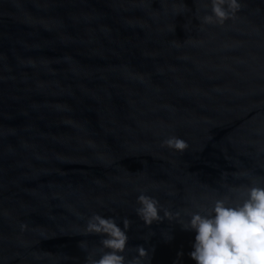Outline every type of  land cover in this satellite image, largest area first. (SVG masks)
I'll return each instance as SVG.
<instances>
[{
	"label": "water",
	"instance_id": "water-1",
	"mask_svg": "<svg viewBox=\"0 0 264 264\" xmlns=\"http://www.w3.org/2000/svg\"><path fill=\"white\" fill-rule=\"evenodd\" d=\"M240 2L218 25L209 0H0V264H86L94 213L131 219L150 264H196L195 232L136 197L264 183V0Z\"/></svg>",
	"mask_w": 264,
	"mask_h": 264
},
{
	"label": "clouds",
	"instance_id": "clouds-1",
	"mask_svg": "<svg viewBox=\"0 0 264 264\" xmlns=\"http://www.w3.org/2000/svg\"><path fill=\"white\" fill-rule=\"evenodd\" d=\"M209 3L210 8L201 18L204 24L223 25L235 18L242 8L240 0H209ZM163 144L175 150L187 147L186 141L178 137H170ZM229 191L231 195L217 198L210 205L175 212L165 209L156 197L140 192L134 211L146 226L167 219L176 221L184 230L194 231L189 256L196 264H264V183L250 180ZM131 224L128 217L119 221L115 216L99 213L89 217L85 233L101 239L98 249L86 256V264H150L147 249L128 244ZM26 227L21 225L22 229ZM171 238L166 236V239ZM81 247L86 249L83 243ZM130 247L135 251L132 256L126 255ZM182 255V252L177 253L174 264H180Z\"/></svg>",
	"mask_w": 264,
	"mask_h": 264
}]
</instances>
